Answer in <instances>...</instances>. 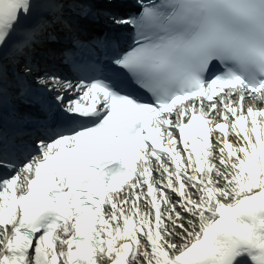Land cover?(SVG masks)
Instances as JSON below:
<instances>
[{
	"label": "snow or ice",
	"instance_id": "obj_1",
	"mask_svg": "<svg viewBox=\"0 0 264 264\" xmlns=\"http://www.w3.org/2000/svg\"><path fill=\"white\" fill-rule=\"evenodd\" d=\"M0 264H264V0H0Z\"/></svg>",
	"mask_w": 264,
	"mask_h": 264
}]
</instances>
